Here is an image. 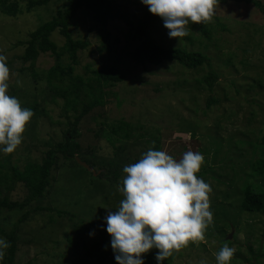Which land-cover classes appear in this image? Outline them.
Returning <instances> with one entry per match:
<instances>
[{"label":"rangeland","instance_id":"1","mask_svg":"<svg viewBox=\"0 0 264 264\" xmlns=\"http://www.w3.org/2000/svg\"><path fill=\"white\" fill-rule=\"evenodd\" d=\"M124 1L117 0V3ZM130 1L133 2L130 8L136 16L144 14L147 6L141 0ZM254 2L264 7V0ZM65 3V0H53L44 7L23 11L16 17L0 15V52L7 57L9 90H14V93L8 90V94L15 96L23 107L33 104L35 99L45 113L39 115L40 119L35 122L31 117L26 124L22 143L14 150L13 162L19 168L27 159L38 160L47 149L44 144L60 141L62 135L59 130L67 128L63 101H51L45 82L34 84L27 72L18 71L22 65L14 59L22 55L24 49L18 42L26 41L29 33L56 16ZM188 27L187 36L170 38L159 17L150 23L149 32L161 47L185 48L206 56L211 70L217 75L211 93L198 83L208 74L206 66L195 70H187L177 64L143 68L134 64L127 55L138 41L129 39L127 28L122 23L108 26L110 44H114L116 50L114 55L122 57L120 68L125 73V81L112 88L108 103L103 108H96L80 122L78 143L82 151L89 154L90 160L96 162L94 171L97 173L100 170L94 178L103 172L105 167L102 166L112 161L121 166L120 176L116 180L94 179L89 184V172L80 166L70 168L69 163L63 162L52 173L54 181L39 204L53 211L34 213L35 203L20 211H9L2 206L0 221L8 232L18 218L29 213L17 228L14 264H98L95 257L86 255V251L92 253V244L110 235L102 229L88 235L85 250L79 249L77 255H73L64 236L67 233L74 237L71 224L77 223V219H72L71 223L69 216L62 214L77 215L85 221H100L109 210L115 212L119 208L124 198L120 191L126 175L123 167L137 162L147 149L144 145L146 139L120 141L112 146L101 134L97 135L101 123L109 127L119 122L134 128L140 126L136 133L146 137L160 135V149L177 160L187 151L205 150V154H202L204 162L197 176L212 189L209 200L213 221L205 229L204 239L190 240L160 264H200L201 260L206 264H216L215 254L226 239L234 241L229 247L236 250L230 264H248L243 259L249 257V249L254 254H263L253 264H264V214L252 215L239 208V196L246 177L242 172L249 175L245 183L255 185H264V176L256 174V164H253L256 157L249 153L244 158L228 160L234 154L233 142L261 143L264 137V9L258 10L244 0H226L223 4L215 5L214 15L209 21L192 23ZM207 28L210 35H202L201 30ZM69 29L73 39L87 40L89 43L88 49L78 53L79 63L74 66V75L90 76L85 66L91 70L99 69L102 57L100 53H92L101 42L97 24L91 20L89 13L79 11ZM51 40L58 47L64 43L58 31L53 33ZM115 40L118 41L117 45ZM53 64L51 57L41 55L36 61V71L45 72ZM210 97L217 102L208 108ZM192 131L194 138L191 137ZM104 132L106 134L107 128ZM208 136L224 140L220 153L214 155ZM119 147L120 151L115 150ZM248 148H243L242 152H248ZM206 151L209 153L206 154ZM236 161L239 167L235 165ZM203 170L208 171L203 175ZM219 175L223 177L219 178ZM231 191V196L224 197L225 193ZM25 194L24 188L17 183L9 192L0 190V201L6 196L8 203H20ZM82 196L85 199L80 203ZM59 211L62 212L61 216L57 214ZM157 252L153 248L142 254L144 264H157ZM105 264L117 263L108 261Z\"/></svg>","mask_w":264,"mask_h":264},{"label":"trees","instance_id":"2","mask_svg":"<svg viewBox=\"0 0 264 264\" xmlns=\"http://www.w3.org/2000/svg\"><path fill=\"white\" fill-rule=\"evenodd\" d=\"M51 1L53 0H0V15L4 17H16L23 11L29 12L44 7ZM225 1L226 0H217V3L223 4ZM234 1L238 2L239 0ZM244 1L247 4H253L258 10L263 11L264 9V7H261L260 4L254 2V0ZM65 2L64 8L58 11L56 16L47 22L41 23L34 31L29 33L26 41L18 42V45H23L24 47L22 55L14 58L20 61L22 65L18 71L20 73L27 72L28 77L34 84L41 81L45 82V86L51 94V101L56 102V99H61L63 101V108L66 111L64 116L67 119V128L64 131L59 130L62 135L60 141L45 143L44 146L47 147V149L41 153L39 159L36 161L30 159L25 160L22 164V168H19L18 164L13 162L14 151L9 154L0 152V190L9 192L13 189L15 184L19 183L26 192L23 201L20 203H8L6 196L1 199L0 208L4 206L7 207L9 211L23 210L25 207H29L31 203L36 204L35 208L32 210L34 213L53 211V209L39 206L41 201L45 198L47 190L51 186V182L54 181L52 173L57 171L63 162L69 163L70 168L72 166H78L74 160L75 157L79 158L81 162H84L93 170L97 167L96 162L90 160L89 154L83 152L78 143V128L80 122L88 114L92 113L96 108H103L108 103L107 99L112 94V88L125 81V73L120 68L122 57L114 55L116 51L114 44H110V33L108 31V26L110 24L122 23L127 28L129 39L138 41L133 51L127 54L128 58L133 61L134 64L142 66L143 68L146 66L157 67L164 64H177L187 70H195L206 66L207 69H209L208 74L198 83L203 89H207L209 93L212 92L213 85L217 81V75L211 70L209 60L206 56L199 52L187 51L185 48L167 49L155 42L149 32V25L159 17L150 13L148 7L146 10L144 9V14L136 16L130 8V5L133 4L130 0H125L124 3H117V0H65ZM79 11L90 14L91 20L97 24V33L101 41L96 51H92V53L97 52L102 54L100 67L99 69L91 70V68L86 65L85 69L90 73V76L87 77L74 75V66L79 63L78 53L84 52L89 47L87 40L82 41L73 39L69 29L71 22ZM219 27L224 29L222 25H219ZM57 31L64 39V43L61 47H58V45L51 40V36ZM201 34L209 36L210 31L208 28L207 30L202 29ZM115 44H118L117 40H115ZM41 55H48L51 57L54 64L47 71L39 73L36 71L35 66L36 61ZM228 63H230V59ZM9 91L14 93L13 89ZM216 102L217 100L213 97L208 98L207 107L209 108ZM24 107L30 108L33 111L34 115L32 119L34 122L40 119L39 115L45 114L41 106L37 105L35 99L33 104ZM100 126L97 135L101 134L100 136L104 137L112 146H114V143L120 141L146 139L144 141V145L147 148L144 150L145 152L149 149L161 150L160 140L158 138L160 135H148L146 137L145 135L136 133L139 131L138 129L141 128L140 126L134 128L130 124L123 122L110 125L109 127L101 123ZM106 128L107 132L105 134L104 130H106ZM191 133V137L194 138L195 134L193 131ZM208 137L214 155L220 153L224 140L219 137ZM260 142L261 143L256 142L253 144L243 141L233 142L234 148L232 149V153L234 154L232 157H229L228 160L233 161L234 159H241L244 158L246 153H249L252 157H256V161H253V164H256V174L264 176V137ZM245 147H249L248 152H242ZM120 149L119 147L115 150L120 151ZM199 152L205 154V150H199ZM208 153L209 152L206 151V154ZM135 162L136 161H133L132 164ZM253 164L250 163L251 166ZM235 165H237V161ZM102 167H105V169L99 174L98 178H94L95 176L89 174V184L92 183L94 179L108 180V178H112L116 180L120 176L121 166H119V163L116 164L112 161ZM99 171L100 170H98L97 174ZM207 171L208 170H203L202 174L204 175ZM242 175L246 177L244 181L245 186L242 188L239 196L240 210L252 215L264 214V185L245 183L248 182L246 179L249 175L246 174L245 171L242 172ZM218 177L221 178L223 176L219 175ZM218 182L221 183L220 181ZM232 194L233 191L227 194L225 193L224 197H229ZM84 199L85 198L82 196L80 203H83ZM61 213L62 212L59 211L57 214L61 216ZM28 215L29 213L27 212L18 218L9 232L5 230L0 221V237L4 238L10 245L5 250L4 258L0 261V264H14V257L17 252V228L20 224L24 223ZM62 215H68L71 223L72 219H77V223L71 224L74 237L72 238L67 233L64 236L68 244V250H71L73 255H77V250L79 249L83 248L85 250V239L90 232H99L101 229L106 232L104 218L100 221H85L77 215H70L68 213H63ZM50 221L53 222L52 219H50ZM107 238H102L101 241L93 243L92 253L86 251V255L88 257H95L98 264H105L108 263V261L117 263L115 256H113L114 252L110 246V237H108V235ZM225 243L231 246L234 244V241L226 239L224 242L222 241V244ZM248 254L249 257L243 259L248 264H253L254 260L263 256V254L252 253L250 249Z\"/></svg>","mask_w":264,"mask_h":264},{"label":"clouds","instance_id":"3","mask_svg":"<svg viewBox=\"0 0 264 264\" xmlns=\"http://www.w3.org/2000/svg\"><path fill=\"white\" fill-rule=\"evenodd\" d=\"M141 3L162 19L170 38H182L189 34V24L212 18L217 0ZM9 79L7 57L0 52V152L4 154L12 153L22 143L26 124L34 115L8 94ZM203 162L198 151H187L177 160L162 150L149 149L137 162L123 167L126 175L120 191L124 198L115 212L109 210L104 217L117 264H144L142 254L153 248L158 250L155 259L160 264L190 240L204 239L213 213L209 200L212 189L196 175ZM9 246L0 238V261ZM235 251L223 244L215 254L216 264H230Z\"/></svg>","mask_w":264,"mask_h":264},{"label":"water","instance_id":"4","mask_svg":"<svg viewBox=\"0 0 264 264\" xmlns=\"http://www.w3.org/2000/svg\"><path fill=\"white\" fill-rule=\"evenodd\" d=\"M76 164H78V166L82 167L83 169H85L87 172H89L90 174H92V176H95L97 173L91 168L89 167L87 164H85L84 162H81L79 160V158L75 157L74 158Z\"/></svg>","mask_w":264,"mask_h":264}]
</instances>
